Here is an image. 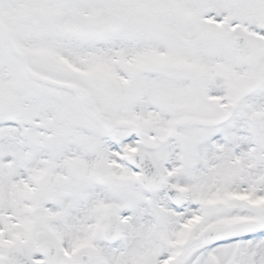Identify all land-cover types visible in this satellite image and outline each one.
Instances as JSON below:
<instances>
[{"label": "snow or ice", "instance_id": "6c2138e0", "mask_svg": "<svg viewBox=\"0 0 264 264\" xmlns=\"http://www.w3.org/2000/svg\"><path fill=\"white\" fill-rule=\"evenodd\" d=\"M0 264H264V0H0Z\"/></svg>", "mask_w": 264, "mask_h": 264}]
</instances>
